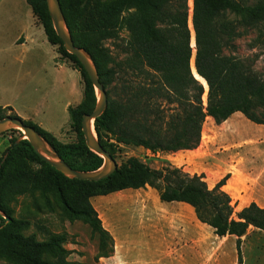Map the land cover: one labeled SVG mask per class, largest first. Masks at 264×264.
<instances>
[{
	"label": "trees",
	"instance_id": "16d2710c",
	"mask_svg": "<svg viewBox=\"0 0 264 264\" xmlns=\"http://www.w3.org/2000/svg\"><path fill=\"white\" fill-rule=\"evenodd\" d=\"M26 1L48 41L80 71L84 96L77 107L69 108L76 143H63L37 124L22 120L73 169L99 170L104 159L89 150L82 132L83 116L91 114L97 105L96 90L76 56L67 52L57 35L46 0ZM59 1L75 45L92 56L107 91L108 108L96 119L95 129L101 145L115 159L117 146L105 141V136L119 144L176 153L200 146L207 117L221 124L241 113L252 123L264 125V77L255 69L257 59L238 55L236 44L253 29L264 36V0L252 4L193 0L195 57L189 0ZM123 30L129 32V39L120 46L117 43ZM107 42L116 44L124 58L119 60ZM196 77L207 84V107L203 102L206 88ZM162 104L167 106L162 108ZM9 111L10 107H0V120L20 118ZM18 139H12L0 160V263L88 264L70 260L73 251L66 248V234L51 233L43 240L35 233L24 234L32 222L15 218L12 207L23 195L39 194L51 212L56 203L62 221L90 226L100 235L102 248L113 238L92 198L147 187L157 190L163 203L178 202L194 208L199 221L213 228L217 236L236 237L238 264L244 263L242 239L248 230L264 231V208L257 203L235 211L232 197L224 190L230 174L210 188L204 174L189 175L170 167L154 169L133 157L101 181H81L64 176L42 159L28 140ZM109 252L104 258L113 254L114 246Z\"/></svg>",
	"mask_w": 264,
	"mask_h": 264
},
{
	"label": "rangeland",
	"instance_id": "374dc122",
	"mask_svg": "<svg viewBox=\"0 0 264 264\" xmlns=\"http://www.w3.org/2000/svg\"><path fill=\"white\" fill-rule=\"evenodd\" d=\"M9 1L0 0V5H6ZM237 1L252 4L258 0ZM189 9V25L192 31V47L195 57L196 43L192 25L193 0H189ZM128 39L129 32L123 30L117 45L125 46ZM236 44L238 55L257 59L255 69L264 77V36L260 35L259 30L253 29L247 36L238 39ZM115 45L112 42L106 43L112 53L121 60L124 55H121L120 50ZM65 60L76 69L71 61ZM192 67L196 73L194 60ZM200 80L206 88L203 96L204 107H206L208 87L204 80ZM80 84V90L84 96L82 76H80ZM4 96L2 97L4 98ZM38 100L39 96H32L29 103H25L22 107L23 112L32 114ZM68 103L72 105L73 100L68 97V92L64 90L57 99L59 113L53 124L67 128L63 139L60 140L61 142L76 143L78 138L71 126L70 114L64 111V106ZM166 106V104H162V108ZM46 118L48 117L42 116L40 119L48 122ZM23 133L21 129L13 128L0 135V160L10 147L12 139L24 137ZM104 140H110L111 143L116 144V160L119 166L128 159L135 157L154 169L170 167L189 175L204 174L210 188H213L226 175L230 174L225 191L232 197L236 212L242 210L253 196H258L264 200V148L258 147L264 144V125L252 123L243 114L236 113L221 124H217L213 118L207 117L203 124L201 144L197 149L191 151L165 153L149 150L150 152H147L142 147L119 144L106 136ZM252 182H256L259 187L255 192L249 189ZM237 184L241 187L238 190L235 189ZM111 195V197L126 202L122 207L123 238L129 234H133V236L134 234H142L140 229L146 224L151 227L153 236L148 238L143 234L133 240L140 250V255H151L149 251L153 250V246L157 249L162 247V243H167L168 238H174L172 251L176 254V258L164 255L161 259L162 264H197L193 257L188 258V254L193 255L199 251L201 243L205 245L203 248L206 251L202 264L237 263L236 237L219 238L216 236L210 226L198 220L195 210L191 206L176 202L162 203L158 191L151 187L140 190H125ZM12 207L15 211V218L28 219L32 222V226L24 232L25 235L35 233L39 240H43L51 233L66 234L69 238L66 248L73 251L70 257L72 261L106 264L102 258L110 254L111 246L115 248V239L112 235L113 242L106 240L107 246L102 248L100 235L93 232L90 226L81 221L74 223L62 221V211L58 205L54 203L55 211L51 212L39 194L35 197L30 195L18 196L12 203ZM41 226H44L45 229L41 230L39 228ZM196 230L199 240L194 236ZM242 240L244 264H264V231L251 227ZM168 244L171 245L172 242H168ZM158 256L160 255L154 254V259ZM0 264L4 263L1 262Z\"/></svg>",
	"mask_w": 264,
	"mask_h": 264
},
{
	"label": "crops",
	"instance_id": "0c3cea01",
	"mask_svg": "<svg viewBox=\"0 0 264 264\" xmlns=\"http://www.w3.org/2000/svg\"><path fill=\"white\" fill-rule=\"evenodd\" d=\"M80 76L79 71L71 67L58 53L57 47L48 41L42 25L26 0H10L8 4L0 5V107H10L12 111L9 114L13 113L25 121L33 122L62 140L67 130L66 126L58 127L53 124L59 113L57 99L66 90L73 104H66L64 111L69 112L70 107H77L83 100ZM32 96H39V100L32 114L29 115L23 112L22 107L25 103H29ZM42 116H47L48 122L40 119ZM258 147L264 148V144ZM240 188L239 184L235 185V189ZM258 188L256 182H252L249 186L252 192ZM111 196L110 194L92 198V204L98 211L104 228L115 239L113 254L108 258H102L106 264H162L161 259L164 255L176 258V254L172 251L174 238H168L167 243H162V247L157 249L153 246V250L149 251L151 255H140V250L133 240L143 234L148 238L153 236L151 227L146 224L140 229L142 234H134V236L129 234L123 238L122 207L126 202ZM252 202L264 208V200L260 197L253 196L246 206ZM197 233L196 230L194 236L199 240ZM168 242L172 244L169 245ZM200 247L201 249L193 255L188 254V258L193 257L197 264H202L206 256L203 248L205 245L201 243ZM154 254L160 256L154 259ZM236 264H238V255Z\"/></svg>",
	"mask_w": 264,
	"mask_h": 264
},
{
	"label": "water",
	"instance_id": "95a60500",
	"mask_svg": "<svg viewBox=\"0 0 264 264\" xmlns=\"http://www.w3.org/2000/svg\"><path fill=\"white\" fill-rule=\"evenodd\" d=\"M46 2L57 35L63 41L64 47L67 52L76 56L81 66L84 68L89 78L91 79L92 84L96 90L97 105L91 114H86L83 116L82 132L87 147L90 151L98 154L104 159V165L102 168L96 171L84 172L73 169L63 159H61L58 152L46 142V140L35 128L26 125L20 118L7 116L1 119L0 135L10 129L19 128L24 132V137H20L18 139V142H20L21 140H28L34 151L39 154L42 159L47 161V163L61 172L64 176L70 179H77L81 181L98 182L111 176L114 172L117 171L119 167L117 160L101 145L95 129L96 119L102 116L108 108V94L100 81L99 72L92 56L85 49L77 47L75 45L72 35L67 27L66 19L63 14L60 1L46 0ZM7 156L8 153L5 155L3 162L6 160ZM4 217L9 221L6 216Z\"/></svg>",
	"mask_w": 264,
	"mask_h": 264
}]
</instances>
